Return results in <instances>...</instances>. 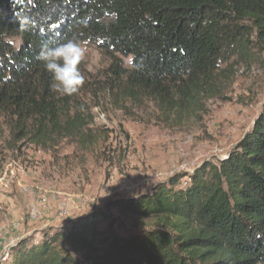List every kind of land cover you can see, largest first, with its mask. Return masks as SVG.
I'll use <instances>...</instances> for the list:
<instances>
[{"label":"trees","instance_id":"1","mask_svg":"<svg viewBox=\"0 0 264 264\" xmlns=\"http://www.w3.org/2000/svg\"><path fill=\"white\" fill-rule=\"evenodd\" d=\"M69 38L107 55L112 98L150 102L170 121L213 96L221 66L264 62V0H0V131L10 149L87 141L84 81L60 96L36 59L45 41ZM9 264H264V104L217 165L111 200L40 242L24 238Z\"/></svg>","mask_w":264,"mask_h":264},{"label":"rangeland","instance_id":"2","mask_svg":"<svg viewBox=\"0 0 264 264\" xmlns=\"http://www.w3.org/2000/svg\"><path fill=\"white\" fill-rule=\"evenodd\" d=\"M81 46L79 69L88 90L79 92V101L87 141L67 138L46 150L24 145L17 151L0 131V264H9L10 248L24 238L40 242L44 231L67 229L111 200L151 192L206 162L217 165L264 104V62H236L221 66L215 93L195 113L166 121L150 102L115 99L104 91L109 58L93 45ZM122 61L127 66L130 59Z\"/></svg>","mask_w":264,"mask_h":264},{"label":"clouds","instance_id":"3","mask_svg":"<svg viewBox=\"0 0 264 264\" xmlns=\"http://www.w3.org/2000/svg\"><path fill=\"white\" fill-rule=\"evenodd\" d=\"M84 56V49L75 38L51 43L45 41L36 59L50 74V89L60 96L76 94L83 83L79 64Z\"/></svg>","mask_w":264,"mask_h":264}]
</instances>
